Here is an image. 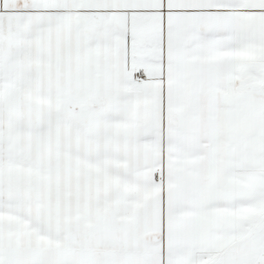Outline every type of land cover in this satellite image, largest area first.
Here are the masks:
<instances>
[{
  "label": "snow or ice",
  "instance_id": "obj_1",
  "mask_svg": "<svg viewBox=\"0 0 264 264\" xmlns=\"http://www.w3.org/2000/svg\"><path fill=\"white\" fill-rule=\"evenodd\" d=\"M0 264H264V0H0Z\"/></svg>",
  "mask_w": 264,
  "mask_h": 264
}]
</instances>
